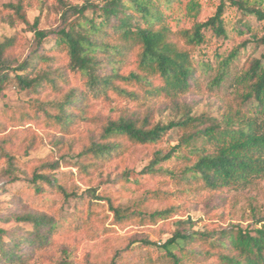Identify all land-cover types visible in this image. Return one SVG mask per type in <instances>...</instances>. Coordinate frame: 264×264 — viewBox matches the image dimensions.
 <instances>
[{
	"label": "trees",
	"instance_id": "trees-1",
	"mask_svg": "<svg viewBox=\"0 0 264 264\" xmlns=\"http://www.w3.org/2000/svg\"><path fill=\"white\" fill-rule=\"evenodd\" d=\"M170 1L82 0L78 4L58 0L59 25L41 28L35 18L30 26L34 43L22 60L10 52L14 36L0 43V92L14 80L19 90L29 94L22 105L5 106L2 120L17 125L34 123L60 132L54 140L58 150L70 129L88 119L92 101L118 98L125 103L78 151L37 159L30 173L21 169L29 160H21L0 139L4 177L16 181L22 179L18 175L22 173L27 190L46 204L51 194H61L63 199L60 211L36 208L10 214L12 218L0 216L3 223L10 219L18 223L10 228L0 226V264H28L43 256L56 236L98 220L95 208L104 203L117 224L155 221L176 213L177 205L147 212L137 205L116 204L111 192H98L90 186L78 193L74 188L68 190L66 183L69 174L89 177L123 158L131 147L159 144L171 129L178 134L175 143L166 152L154 154L138 178L132 176L133 169L124 168L111 182L127 189L141 185L144 175L157 177L155 187L146 190V199L167 200L177 193L170 182L187 189L218 191L264 179V53L259 58L250 55L241 63L240 46L222 50L220 44L207 51L215 39H229V30L250 31L248 16L264 29V0H213V10L202 17L200 1L188 0L186 9L192 21L175 29L166 21ZM21 5L20 1L4 7L21 15ZM229 7L243 14L232 29L224 17ZM247 45L252 51L264 47V31L241 43L243 48ZM202 90L218 98L213 112L193 113L185 104L179 118L152 121L157 100L162 98L176 107L179 98ZM167 161L172 162L170 167L161 165ZM61 165L76 170L68 176L58 175ZM72 200L77 202L68 212L66 206ZM137 241L151 243L143 238L130 241L129 246ZM174 244L178 254L169 249ZM163 247L170 264H189L190 259L199 258L208 264H264V216L252 225L230 224L217 231L177 228Z\"/></svg>",
	"mask_w": 264,
	"mask_h": 264
},
{
	"label": "rangeland",
	"instance_id": "rangeland-1",
	"mask_svg": "<svg viewBox=\"0 0 264 264\" xmlns=\"http://www.w3.org/2000/svg\"><path fill=\"white\" fill-rule=\"evenodd\" d=\"M22 2L21 15H18L13 8H5L7 3L17 4ZM71 3L80 4L82 0H66ZM100 2L101 0H89ZM200 1V16H205L214 8L213 0ZM188 0H171L168 2L169 8L166 21L172 29L182 25H189L192 17L187 14L186 4ZM2 6L5 9H2ZM61 11L58 0H0V43L7 37L14 36L15 42L10 52L13 57L20 61L30 51L33 46V34L30 26L35 18H38V27L54 29L61 20ZM228 29H232L235 21L242 19L243 14L235 7H229L224 13ZM250 20V31L237 33L229 30V39H215L207 48L209 52L215 46L220 45L222 50H229L233 46H240L239 58L242 63L250 55L260 57L264 53V47L252 51L250 45L241 47L245 40H254L260 36L264 29L262 25L254 20ZM51 41L48 42V45ZM199 94H186L179 98L175 107L172 102L157 100L152 113V121L167 122L170 119H177L182 115L184 105L188 104L193 113L203 111L213 112L219 100L216 95L202 90ZM29 98L27 91L18 89L14 80L6 83L0 92V115L5 106L22 105ZM130 104H128L129 106ZM125 106L123 100L115 98L113 101H92L88 108V119L74 125L68 134L63 138V148L58 150L54 140L60 136V132L47 130L43 125L25 123L17 125L10 121H0V139L4 141V146L14 153L21 160H29L26 164H21V169L30 173L37 159L43 157L57 158L60 153L78 151L83 144L88 142L92 133L99 132L102 124L107 118L115 116L121 108ZM34 137V141L30 139ZM10 141H6L5 139ZM178 134L175 129H171L157 145L134 146L121 159H115L112 163L104 166L100 171L87 176H72L69 174L67 183L68 190L74 188L78 193L92 186L112 193L116 199L115 203L122 206L137 205L143 211L151 212L159 210L166 205H177L176 213L158 218L155 221L138 219L128 224H117L113 220V213L107 209V205L96 206V218L92 224L79 227L78 230L58 235L55 243L43 256L30 261L28 264H170L167 259L163 244L170 238L177 228L185 230L210 231L220 230L230 226V224H240L243 227L252 225L259 216H264V179L256 183H251L241 187L223 188L218 191H204L200 187L177 186L170 182L171 189L177 193L170 199L159 200L156 198L146 199V190L153 189L156 185L157 177L145 176L140 178L141 185L131 186L127 189L121 188L119 182H111L118 178L124 168L133 169L132 176L138 178L139 171L148 164L154 154L164 153L170 145L175 143ZM30 141V142H29ZM71 144V145H70ZM204 144V143H203ZM207 145V144H205ZM50 158V159H51ZM61 164L62 161H60ZM164 167H170L171 161L161 163ZM6 167L4 159H0V216H9L14 213H22L26 210L43 209L49 213L60 211L62 206V195L55 193L49 195V204L42 197L32 195L27 190L28 182L23 179V174L18 173L22 179L9 181L2 175V170ZM75 167L71 165H61L56 170L58 175L75 172ZM44 204H43V203ZM77 201L70 202L68 212ZM18 223L10 219L7 223L0 220V226L10 228ZM28 224H21L20 227H27ZM147 239L148 245L139 243L129 246L132 240ZM65 246V247H63ZM65 248V249H63ZM169 249L174 253H179L177 245H169ZM147 260L149 262H147ZM189 260V259H188ZM214 260V259H211ZM197 261V262H196ZM199 261V262H198ZM202 258L190 259L189 264H208Z\"/></svg>",
	"mask_w": 264,
	"mask_h": 264
}]
</instances>
